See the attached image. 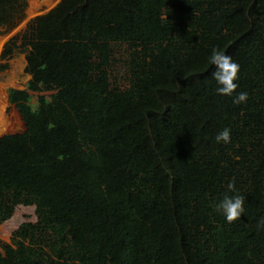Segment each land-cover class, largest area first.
<instances>
[{
    "label": "trees",
    "instance_id": "trees-1",
    "mask_svg": "<svg viewBox=\"0 0 264 264\" xmlns=\"http://www.w3.org/2000/svg\"><path fill=\"white\" fill-rule=\"evenodd\" d=\"M27 1L0 0V28ZM214 47L245 103L214 91ZM17 50L30 79L8 100L26 129L0 136V223L19 205L37 221L0 239V264H264V0H61L5 44L1 71ZM230 179L232 223L214 208Z\"/></svg>",
    "mask_w": 264,
    "mask_h": 264
},
{
    "label": "rangeland",
    "instance_id": "rangeland-1",
    "mask_svg": "<svg viewBox=\"0 0 264 264\" xmlns=\"http://www.w3.org/2000/svg\"><path fill=\"white\" fill-rule=\"evenodd\" d=\"M40 1L44 0H28V6L25 10L24 18L12 29L6 30L0 28V65L5 60H1V54L5 44L16 35L23 34L28 24L38 15L44 14L55 7L61 0H49L50 5L47 3L40 4ZM47 1V0H46ZM35 6V8H33ZM21 43V39L19 42ZM113 48V62L110 68L111 79L113 87L124 89L129 85V71L127 66V45L122 43H114ZM9 66L5 70H0V86L2 87L3 93L8 97L9 88L23 89L26 87L27 81L30 79V75L25 72L26 66V53L25 51H15L13 56L7 60ZM35 98L38 96L37 93H33ZM43 95H50L51 92H43ZM6 118H12L13 112H17L16 115L20 120L21 125L13 130L0 133V136L5 134L20 133L25 130L24 121L20 116L16 107L9 103L4 110ZM35 206L19 205L16 207L13 216L0 223V239L8 243L11 242L10 238L12 233L24 222H36L37 216L35 212Z\"/></svg>",
    "mask_w": 264,
    "mask_h": 264
},
{
    "label": "clouds",
    "instance_id": "clouds-1",
    "mask_svg": "<svg viewBox=\"0 0 264 264\" xmlns=\"http://www.w3.org/2000/svg\"><path fill=\"white\" fill-rule=\"evenodd\" d=\"M208 64L212 70L210 78L215 81L216 87L214 91L218 95L228 96L232 99V103L239 105L247 101L248 93L244 91L237 92L239 87L240 66L232 57L225 52L212 48L208 57ZM217 144H229L231 142L230 129L224 128L219 131L215 137ZM245 197L238 193L235 188L234 180H229L226 185V190L222 198L215 204V211L221 213L226 222L232 223L245 214Z\"/></svg>",
    "mask_w": 264,
    "mask_h": 264
},
{
    "label": "bare ground",
    "instance_id": "bare-ground-1",
    "mask_svg": "<svg viewBox=\"0 0 264 264\" xmlns=\"http://www.w3.org/2000/svg\"><path fill=\"white\" fill-rule=\"evenodd\" d=\"M43 3H47L48 5L51 4V2L49 0H44L43 2L40 1V4ZM35 8V6L33 7ZM8 104V97L5 96V94L3 93L2 87L0 86V133H4L6 131H13L15 129H17L21 123L19 118L17 117L16 113L17 112H13V117L10 118H6L5 114H4V110L6 108ZM25 126V123H24Z\"/></svg>",
    "mask_w": 264,
    "mask_h": 264
},
{
    "label": "water",
    "instance_id": "water-1",
    "mask_svg": "<svg viewBox=\"0 0 264 264\" xmlns=\"http://www.w3.org/2000/svg\"><path fill=\"white\" fill-rule=\"evenodd\" d=\"M9 101V100H8ZM10 103V102H9ZM25 129H26V126H25Z\"/></svg>",
    "mask_w": 264,
    "mask_h": 264
}]
</instances>
